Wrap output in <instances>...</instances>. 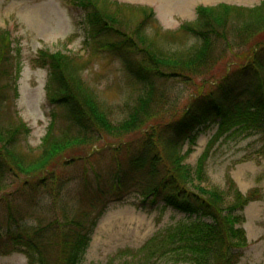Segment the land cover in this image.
<instances>
[{
    "label": "trees",
    "instance_id": "1",
    "mask_svg": "<svg viewBox=\"0 0 264 264\" xmlns=\"http://www.w3.org/2000/svg\"><path fill=\"white\" fill-rule=\"evenodd\" d=\"M79 2L91 9L98 35L124 38L129 47L123 55L141 91L127 116L114 122L82 77L88 59L38 53L36 61L48 70L47 98L57 110L34 158L19 149L30 129L0 114V256L21 252L29 264H81L109 205L135 195L139 207L164 202L188 219L160 228L141 247L120 250L106 264H240L249 246L244 208L264 192L259 186L242 191L229 170L223 185L213 183L208 161L223 135H257V152L264 156V0L198 6L196 21L181 28L199 42L182 50L159 46L160 34L149 30L157 23L151 7H136L141 16L133 25L108 0ZM11 41L0 29V113L17 93ZM168 78L196 87L183 105L164 84ZM213 124L217 132L191 164L187 158L198 134ZM79 163L85 167L75 174ZM27 191L50 192L53 200L43 204L37 223L22 222L12 212L5 222L3 202L11 197V208L13 203L26 209Z\"/></svg>",
    "mask_w": 264,
    "mask_h": 264
},
{
    "label": "rangeland",
    "instance_id": "2",
    "mask_svg": "<svg viewBox=\"0 0 264 264\" xmlns=\"http://www.w3.org/2000/svg\"><path fill=\"white\" fill-rule=\"evenodd\" d=\"M108 1L111 10L117 8L122 14L126 13L132 18L133 25L141 16L136 7H151L157 23H152L149 30L153 34L156 31L160 34L155 38L159 46L163 50H182L199 42L196 36L181 28L183 22L196 21L198 6L220 2L253 6L261 0ZM80 3L79 0H0V29L11 36L12 68L19 69L15 82L16 96L12 94L2 106L0 114L11 124L15 120H22L30 129L19 143V149L26 157L34 158L41 152L40 143L51 120V113L57 110V106L47 98L48 70L36 61L40 51H63L88 59L89 65L82 77L95 90L114 122L127 116L141 91L123 55V51L129 47L124 44V38L115 34L98 35L90 22L93 16L91 9L82 7ZM117 26L120 29L126 27L125 24ZM164 84L170 94L177 97L180 106L187 102L196 88L193 84L173 78H168ZM217 130L218 125L213 124L198 134L196 148L187 158L188 162H195ZM257 138L255 135L226 140L223 135L208 161L211 181L223 185L224 174L229 170L242 191L259 186L264 192V156L258 155L261 142ZM81 165L74 166L75 174L84 169L85 166ZM73 169L69 168L70 174ZM71 185L79 186V182L73 181ZM38 195L36 191L26 195L27 198L22 200L26 203V209L13 203L11 208L9 197V203L8 200L4 201L1 208L4 221L7 222L6 218L11 220L12 212L22 222L37 223L45 211L43 204L53 200L50 192ZM140 199L131 195L109 205L98 220L81 264H106L120 250L141 247L160 228L188 219L185 213L171 206L164 208V202L154 207H139ZM244 213L246 219L243 226L249 246L240 264H264V198L249 203ZM0 264L29 263L24 253L15 252L0 256Z\"/></svg>",
    "mask_w": 264,
    "mask_h": 264
}]
</instances>
